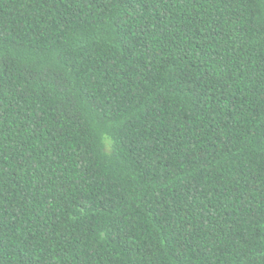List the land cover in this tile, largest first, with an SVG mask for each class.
<instances>
[{"label":"trees","instance_id":"1","mask_svg":"<svg viewBox=\"0 0 264 264\" xmlns=\"http://www.w3.org/2000/svg\"><path fill=\"white\" fill-rule=\"evenodd\" d=\"M0 264H264V0H0Z\"/></svg>","mask_w":264,"mask_h":264}]
</instances>
